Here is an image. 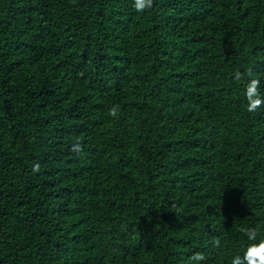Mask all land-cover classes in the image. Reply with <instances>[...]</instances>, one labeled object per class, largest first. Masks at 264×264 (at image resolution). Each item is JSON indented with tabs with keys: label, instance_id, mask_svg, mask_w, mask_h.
I'll list each match as a JSON object with an SVG mask.
<instances>
[{
	"label": "trees",
	"instance_id": "16d2710c",
	"mask_svg": "<svg viewBox=\"0 0 264 264\" xmlns=\"http://www.w3.org/2000/svg\"><path fill=\"white\" fill-rule=\"evenodd\" d=\"M249 72L264 0H0V264H230L264 233Z\"/></svg>",
	"mask_w": 264,
	"mask_h": 264
},
{
	"label": "clouds",
	"instance_id": "9594fccd",
	"mask_svg": "<svg viewBox=\"0 0 264 264\" xmlns=\"http://www.w3.org/2000/svg\"><path fill=\"white\" fill-rule=\"evenodd\" d=\"M131 8L138 13H145L151 8L152 0H130ZM240 73H235V78H240ZM261 82L258 78L252 77L249 72V78L244 85V95L247 101L246 108L248 111H253L259 106L264 105V95L260 91ZM119 106L112 105L108 108V115L117 117ZM74 147H79V144H74ZM38 165L33 166L35 170ZM246 242L241 243L234 255L230 257V264H264V233L258 234L259 230L255 226H250L244 229ZM213 248L219 247V242L212 240ZM205 254L201 251H194L187 257L186 264H204Z\"/></svg>",
	"mask_w": 264,
	"mask_h": 264
}]
</instances>
